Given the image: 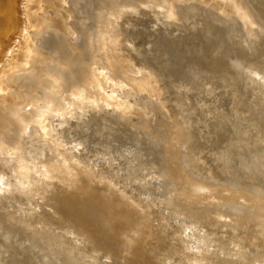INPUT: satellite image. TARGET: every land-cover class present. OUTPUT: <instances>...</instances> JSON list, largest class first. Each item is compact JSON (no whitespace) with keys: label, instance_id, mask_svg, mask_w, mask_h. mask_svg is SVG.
Instances as JSON below:
<instances>
[{"label":"bare ground","instance_id":"obj_1","mask_svg":"<svg viewBox=\"0 0 264 264\" xmlns=\"http://www.w3.org/2000/svg\"><path fill=\"white\" fill-rule=\"evenodd\" d=\"M1 225L46 264H264V0H0Z\"/></svg>","mask_w":264,"mask_h":264},{"label":"rangeland","instance_id":"obj_2","mask_svg":"<svg viewBox=\"0 0 264 264\" xmlns=\"http://www.w3.org/2000/svg\"><path fill=\"white\" fill-rule=\"evenodd\" d=\"M0 246V264H11L14 252L15 264H46L45 256L35 250L28 239L20 237L18 232H10L5 225L0 226Z\"/></svg>","mask_w":264,"mask_h":264}]
</instances>
